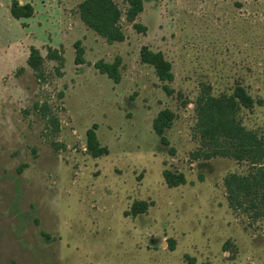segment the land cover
Here are the masks:
<instances>
[{"label": "rangeland", "instance_id": "obj_1", "mask_svg": "<svg viewBox=\"0 0 264 264\" xmlns=\"http://www.w3.org/2000/svg\"><path fill=\"white\" fill-rule=\"evenodd\" d=\"M65 1L60 60L32 40L43 76L17 33L0 44V264H264V216L232 210L223 182L246 163L192 157L203 151L194 109L206 86L245 88L254 104L239 119L264 139V0H142L133 22L114 0L124 40L111 44L78 19V0ZM13 22L0 14L1 26ZM144 46L171 65V93L140 61ZM97 62H118L119 82ZM164 109L167 145L152 129ZM93 125L108 149L99 158L86 148ZM170 170L183 184L167 186Z\"/></svg>", "mask_w": 264, "mask_h": 264}, {"label": "trees", "instance_id": "obj_2", "mask_svg": "<svg viewBox=\"0 0 264 264\" xmlns=\"http://www.w3.org/2000/svg\"><path fill=\"white\" fill-rule=\"evenodd\" d=\"M128 9L126 18L133 22L143 9L142 0H126ZM10 13L14 19L29 18L33 15V8L29 5H19L16 0L10 4ZM79 18L83 24L109 44L122 42L124 34L120 27L122 12L114 0H82L78 5ZM139 30L142 27L136 26ZM75 63L82 64L83 49L80 42L74 43ZM58 53L48 50V58L60 60ZM140 61L151 66L157 78L164 83L163 89L171 93L166 83L173 80L171 65L165 60L161 52H155L148 47H141ZM43 57L39 50L31 47L27 59V66L37 77L43 76ZM95 68L105 74L114 83L119 82L118 62L95 63ZM195 102V133L203 148L202 155H193L198 159L223 158L237 164L246 163L247 169L243 173L230 172L224 177L229 207L245 214L252 213L253 222L264 216V139L254 130L245 128L240 119L242 109H250L254 101L248 92L240 85L227 90L225 93L213 95L210 87L206 86ZM174 115L168 109L160 111L152 122V129L160 140L167 145L165 131L171 128ZM97 126L93 125L86 132V148L88 153L99 158L108 154V149L99 144L96 135ZM163 178L168 187H177L184 182L180 172L170 170L163 172ZM146 204L135 202L131 206V214H142L146 211Z\"/></svg>", "mask_w": 264, "mask_h": 264}, {"label": "crops", "instance_id": "obj_3", "mask_svg": "<svg viewBox=\"0 0 264 264\" xmlns=\"http://www.w3.org/2000/svg\"><path fill=\"white\" fill-rule=\"evenodd\" d=\"M11 1L0 0L2 19L7 22H15H13L15 24L13 30L12 27L7 29L6 26L0 25V44L6 43L7 37L9 38L8 43L13 34L17 33V48L23 45L29 46V52L31 47L40 52V48L36 43L32 42L34 37H40L41 44L47 45V48L54 51H57L63 45L62 36L70 30L65 24V0H62L61 3L60 0H16L21 6L29 5L33 8V15L31 17L20 19H14L11 16ZM81 1L78 0V5ZM77 16L80 20L78 11ZM26 36L31 37V41H25Z\"/></svg>", "mask_w": 264, "mask_h": 264}]
</instances>
